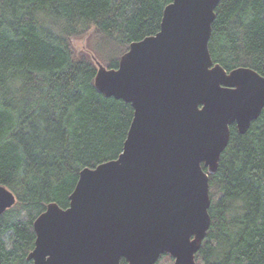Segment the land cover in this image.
<instances>
[{
  "label": "trees",
  "instance_id": "1",
  "mask_svg": "<svg viewBox=\"0 0 264 264\" xmlns=\"http://www.w3.org/2000/svg\"><path fill=\"white\" fill-rule=\"evenodd\" d=\"M171 2L0 0V185L16 198L0 216V264H32L34 220L50 203L68 207L82 169L121 153L133 110L95 90L93 58L116 69L131 43L159 31ZM215 15L213 62L264 77V0H220ZM230 132L196 262L264 264V108L245 134Z\"/></svg>",
  "mask_w": 264,
  "mask_h": 264
},
{
  "label": "water",
  "instance_id": "2",
  "mask_svg": "<svg viewBox=\"0 0 264 264\" xmlns=\"http://www.w3.org/2000/svg\"><path fill=\"white\" fill-rule=\"evenodd\" d=\"M220 0H172L160 29L108 69L93 58L95 90L130 104L122 151L79 172L66 209L33 222L32 264H197L211 217L209 177L235 125L243 135L264 108V77L225 70L209 52ZM205 168V170L203 169ZM16 204L0 185V216Z\"/></svg>",
  "mask_w": 264,
  "mask_h": 264
},
{
  "label": "rangeland",
  "instance_id": "3",
  "mask_svg": "<svg viewBox=\"0 0 264 264\" xmlns=\"http://www.w3.org/2000/svg\"><path fill=\"white\" fill-rule=\"evenodd\" d=\"M86 41L84 40H73L72 44L74 46V49L76 51V53H81V52H86ZM22 213H20L19 211L15 212L13 215L14 216H20ZM159 264H174V261H170L169 259H163Z\"/></svg>",
  "mask_w": 264,
  "mask_h": 264
}]
</instances>
